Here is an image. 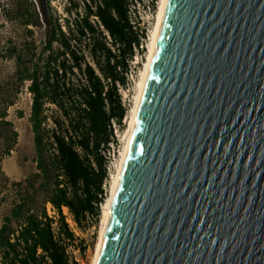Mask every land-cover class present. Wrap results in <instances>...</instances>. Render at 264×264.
I'll return each instance as SVG.
<instances>
[{
  "label": "water",
  "instance_id": "95a60500",
  "mask_svg": "<svg viewBox=\"0 0 264 264\" xmlns=\"http://www.w3.org/2000/svg\"><path fill=\"white\" fill-rule=\"evenodd\" d=\"M98 264H264V0H170Z\"/></svg>",
  "mask_w": 264,
  "mask_h": 264
},
{
  "label": "trees",
  "instance_id": "16d2710c",
  "mask_svg": "<svg viewBox=\"0 0 264 264\" xmlns=\"http://www.w3.org/2000/svg\"><path fill=\"white\" fill-rule=\"evenodd\" d=\"M134 1L69 0L65 17L51 0L16 1L10 18L25 34L8 54L32 97L36 170L0 199V264H79L73 247H86L75 244L63 208L81 230L101 218L106 151L116 142L111 120L122 124L127 110L118 83L127 86L130 60L145 36L130 16ZM43 27L40 47L34 33Z\"/></svg>",
  "mask_w": 264,
  "mask_h": 264
},
{
  "label": "rangeland",
  "instance_id": "374dc122",
  "mask_svg": "<svg viewBox=\"0 0 264 264\" xmlns=\"http://www.w3.org/2000/svg\"><path fill=\"white\" fill-rule=\"evenodd\" d=\"M17 0H0V199L10 189L13 181L24 180L36 170V151L34 144V133L32 129L31 104L32 97L28 90V82L20 83L15 77V61L9 56V50L15 43L23 40L25 31L18 23L13 22L10 17L13 15L14 5ZM30 1V0H28ZM37 3L38 0H33ZM69 0H51V5L62 17L66 16V6ZM151 0H137L132 4L131 16L134 21H139L140 26L150 28L148 23L149 7ZM45 28H36L34 38L41 47L45 39ZM139 58L140 52L138 53ZM145 61V58L142 60ZM142 61L131 63V73H139L143 67ZM123 93L125 101L128 103L132 96L136 95L137 81L129 82ZM128 88V89H127ZM135 101V96H134ZM129 119V117H128ZM127 119V122H128ZM125 125V132L127 127ZM13 131L17 135L13 134ZM13 144V149L9 152L8 146ZM117 145H110L106 151L107 156H112ZM111 182V181H110ZM107 195L109 193V187ZM6 209L10 201L2 202ZM42 207L41 203H38ZM47 211L51 216L57 217V211L52 204L47 203ZM66 219L71 228L78 236L75 244L86 247L84 252L73 247L74 255L79 264H92L96 253V245L99 237L100 220L97 225H89L86 230H81L72 218L69 209L63 208Z\"/></svg>",
  "mask_w": 264,
  "mask_h": 264
},
{
  "label": "bare ground",
  "instance_id": "6f19581e",
  "mask_svg": "<svg viewBox=\"0 0 264 264\" xmlns=\"http://www.w3.org/2000/svg\"><path fill=\"white\" fill-rule=\"evenodd\" d=\"M170 0H161L156 22L150 33V39L148 42L149 51L147 53V59L144 61V66L141 69L140 78L137 80L135 101L132 105V109L128 119V129L122 134L124 141L123 148L120 150V156L115 164V171L112 173L111 184L109 187V193L106 200L102 203V213L100 220L99 237L96 245V253L93 258L92 264H98L103 244L105 241L106 233L108 230L109 222L112 216V212L115 206V202L119 193V189L123 180L126 164L131 152L132 143L135 135L137 120L143 101L146 85L149 79L151 67L157 52L164 19L166 16L168 4ZM51 204V203H49ZM67 210V207H64Z\"/></svg>",
  "mask_w": 264,
  "mask_h": 264
},
{
  "label": "built area",
  "instance_id": "2783aa9c",
  "mask_svg": "<svg viewBox=\"0 0 264 264\" xmlns=\"http://www.w3.org/2000/svg\"><path fill=\"white\" fill-rule=\"evenodd\" d=\"M160 1L161 0H151V6L149 7V15H148V23H149V26L150 28H144V31H145V36L142 38V41L139 45V48H136V53L134 54L133 58L130 60V65L131 63H139V61L143 60V58H145V60L147 59V53L149 51V47H148V42H149V39H150V33H151V30L153 29V26L156 22V17H157V14H158V9H159V5H160ZM132 6V4H131ZM131 10H132V7H130V16H131ZM131 19H132V16H131ZM133 20V19H132ZM136 22L133 20V23ZM139 25H140V22H139ZM140 52V57L138 56V53ZM142 65L144 66V62L142 61ZM143 68V67H142ZM140 74H141V71H140ZM140 74L139 73H131V75L129 76L128 75V83H127V86L129 87V82H135L137 81L139 78H140ZM126 86H123L121 84L118 83V88H119V92L120 94L123 93L124 89H125ZM128 89V88H127ZM135 96V95H134ZM134 96H132V100L129 101L128 103L125 101L124 97H122V102H123V105L127 108L126 110V114L125 116L123 117L122 119V124L119 123L116 119H112L111 120V123H112V127L114 129V133H115V137H116V142H110L109 144L110 145H117V150H114L113 152V155L112 156H107L108 160H107V170H108V178L104 184V188L107 192V189H108V185L112 179V173L115 171V164L120 156V150L123 148V145H124V141H123V138H122V134L125 132V129L124 126L128 124L127 122V119H128V116L130 114V111L132 109V105L134 103Z\"/></svg>",
  "mask_w": 264,
  "mask_h": 264
}]
</instances>
